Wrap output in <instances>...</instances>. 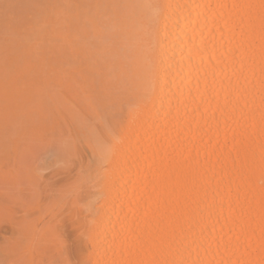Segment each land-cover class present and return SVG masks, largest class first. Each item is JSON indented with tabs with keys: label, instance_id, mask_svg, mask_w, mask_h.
<instances>
[{
	"label": "bare ground",
	"instance_id": "1",
	"mask_svg": "<svg viewBox=\"0 0 264 264\" xmlns=\"http://www.w3.org/2000/svg\"><path fill=\"white\" fill-rule=\"evenodd\" d=\"M100 3L132 76L79 261L264 264V0Z\"/></svg>",
	"mask_w": 264,
	"mask_h": 264
},
{
	"label": "rangeland",
	"instance_id": "2",
	"mask_svg": "<svg viewBox=\"0 0 264 264\" xmlns=\"http://www.w3.org/2000/svg\"><path fill=\"white\" fill-rule=\"evenodd\" d=\"M110 10L0 0V264H81L73 222L98 213L115 103L132 76L115 65Z\"/></svg>",
	"mask_w": 264,
	"mask_h": 264
}]
</instances>
